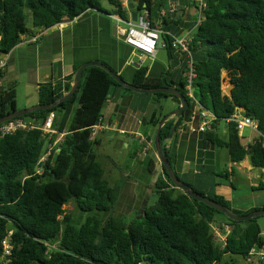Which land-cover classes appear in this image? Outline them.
<instances>
[{
	"label": "trees",
	"instance_id": "16d2710c",
	"mask_svg": "<svg viewBox=\"0 0 264 264\" xmlns=\"http://www.w3.org/2000/svg\"><path fill=\"white\" fill-rule=\"evenodd\" d=\"M106 1L115 16L126 20L129 10L121 0ZM161 8V0H140L136 11H146L150 20L157 19ZM91 9L102 11L100 0H0V55H8L33 30H47ZM25 11L30 12L31 28L25 25ZM203 14L189 51L195 73L193 98L215 117L205 137L216 148H225L232 162L248 156L254 167L264 168V0H207ZM159 20V24H166L165 18ZM149 25L153 27L151 22ZM162 39L165 49L171 50L169 36L163 34ZM79 67L73 68L65 82L39 85V105L52 104L68 93ZM3 75L1 69L0 78ZM130 83L142 89L175 85L165 76L148 77L144 66L136 70ZM225 83L228 94H223ZM186 86L185 81L177 84L191 102ZM117 88L133 92L104 70L87 67L69 100L16 118L41 126L54 112L52 127L57 134H64L40 175L24 178L26 173L35 172L45 151L40 129L0 136V264H217L225 254L245 257L253 246H261L256 218L230 220L177 189L163 167L166 181L156 183V204L145 207L129 223L113 217L117 192L104 177L93 148L97 142L90 137L92 127L102 123V110ZM151 96L157 102L171 99L180 104L171 95ZM236 110L256 123L259 138L247 146L242 145L236 124L228 122ZM14 111L16 84L8 83L0 90V117ZM181 121L182 118L171 119L165 123L160 139ZM219 121L228 122L226 139L212 131ZM159 122L157 119L156 125ZM163 154L170 162L166 150ZM179 179L234 215L256 210H235L224 198ZM252 189L262 190L264 185ZM70 201L85 214L81 222L65 212L64 206ZM214 224L222 233L225 225L231 227L223 248L215 241ZM6 238L11 249L5 257L2 243Z\"/></svg>",
	"mask_w": 264,
	"mask_h": 264
},
{
	"label": "crops",
	"instance_id": "0c3cea01",
	"mask_svg": "<svg viewBox=\"0 0 264 264\" xmlns=\"http://www.w3.org/2000/svg\"><path fill=\"white\" fill-rule=\"evenodd\" d=\"M129 1L136 10L140 0ZM161 4V10L169 9L171 4L174 5V10L165 17L159 15L161 11L159 10L157 19L148 20L153 27H158L175 37L184 36L192 30L197 17L194 0H161ZM127 7L128 5L125 8ZM111 12L87 10L74 20H65L47 30H33L30 34L23 36L21 42L8 55H0V61H6L3 68L4 76L0 78V90L8 83L16 84V110L38 106L39 85L54 81L65 82L75 66H81L86 62H103L125 81L133 80L137 70L135 63L138 61L139 54L123 42L118 33V25L123 23L115 20L113 8ZM131 12V10L128 11L125 21L131 17ZM144 12L147 13L143 11L139 15ZM158 18H165L166 24H159ZM31 36L37 37L35 43L26 42ZM160 50L161 48L158 49L155 57L145 59L143 66L147 68V76L151 78L165 76L168 81L175 84L174 87L182 81L187 82L186 72L189 69L187 55L178 49L169 51L163 49L166 60L158 59ZM11 55L12 58H10ZM228 92L229 87L225 83L223 94ZM24 94H27L25 100L20 101L18 97ZM151 95L131 93L117 88L112 92L102 110L101 125L105 128L109 126L110 129L100 132L111 131L110 133L120 138L119 146L126 150H134L127 166L121 171L119 181L115 183L117 200L114 209L115 212L121 201L125 199V195L130 200V210L132 213L135 212L134 217L140 215L145 207H149L151 197L156 198L157 181H166L154 148V138L159 125H156V120L161 121L164 116L171 114L180 105L171 99L163 100L170 101V104H165L167 114L163 115L161 111L164 107L160 105L162 100L157 102ZM190 104L191 107L185 112L181 124L175 128L173 136L166 138L163 142V150L167 151L174 172L198 190L224 198L235 210L246 212L251 209H264V189H252L260 184L264 185V168L254 167L248 156L242 161L232 162L225 148H216L205 137V131L199 130L202 124L200 113L212 115L206 118L208 123L214 120V115L203 109L194 98ZM171 119L175 120V118H168L164 124ZM246 128L247 143L242 144L243 146L259 138L257 131L245 127L240 132L242 139ZM117 129L124 131L125 134L118 133ZM227 130V121H219L212 129L223 139L227 137ZM141 137L151 145V149L147 152L142 151L144 142ZM94 140L98 146L100 140L98 138ZM220 168L223 169L221 174L218 171ZM219 176L224 179L225 185L217 181ZM118 195L121 199L117 205ZM122 220L125 223L130 222H126V219ZM214 226L217 227L216 224ZM262 246H264L263 241Z\"/></svg>",
	"mask_w": 264,
	"mask_h": 264
},
{
	"label": "built area",
	"instance_id": "2783aa9c",
	"mask_svg": "<svg viewBox=\"0 0 264 264\" xmlns=\"http://www.w3.org/2000/svg\"><path fill=\"white\" fill-rule=\"evenodd\" d=\"M206 1L207 0H194L196 4L197 9V17L194 22V26L192 30L188 33H186L184 36L181 37H175L170 36L167 32H164L162 29L158 27H150L148 18L146 16V13L144 12L142 15H139L137 17V20L135 22L131 21V17L128 21H125L121 19L118 16H114L115 20L118 23L126 24L127 28L118 27V33L121 35L123 42L127 44L132 50L138 52V61L135 63V66L138 68L143 66V63L146 58H153L157 54V51L159 48L165 49L166 43L162 39V35H168L170 38V46L172 49H178L188 57V64H189V71L187 74V96L192 98V81L195 78V73L192 70V59L191 54L189 51V44L192 39V35L196 31L197 27L200 25L202 19L204 18V9L206 7ZM122 5L126 7L128 5V0H121ZM93 10V9H91ZM174 10V5L171 4L169 9H163L159 12V15L161 17H165L168 13H172ZM37 41L36 36H31L26 41L27 43H35ZM6 65V61L2 60L0 61V70L3 69ZM222 89H225V85L222 86ZM200 117L202 119V124L199 127V130L201 132L206 131L209 128V123L207 122V117H212L211 114H206L205 112L200 113ZM55 118V113L51 112L47 115L45 121L41 126H35V124L26 122L22 119H12L9 120L0 126V136L10 135L17 131H23V130H29L33 128H38L42 131L41 138L45 142V151L43 154L39 157V160L37 162L36 170L35 172H28L25 174L24 178L31 177L33 175H40L43 172V164L49 160L51 156H53V153L55 152V149L57 146L61 143V139L64 136L63 133L57 134V132L53 129V121ZM233 122L236 124V128L238 132L240 133L245 127H250L252 129L256 130V123L255 121L248 116L243 115L241 110H236L229 118L228 122ZM110 129L109 126L101 125L99 123L98 125H95L91 129V139H94L95 134L97 131H103ZM120 134H125L124 131L117 129L116 130ZM56 136V138L54 137ZM142 138V137H141ZM142 142H144V146L142 147L143 152H147L151 149V145L148 144L143 138ZM212 230L214 232V238L215 241L221 246V248L224 247L226 238L228 234L231 231V227L228 225L224 226V233L221 232V230L218 227H215L212 225ZM11 233H9L10 235ZM216 234V236H215ZM219 239V242L217 241V238ZM3 256H7L10 254V245L9 240L6 238L3 241ZM246 262L248 264H256V263H262L264 262V246H253L247 253V255L244 257Z\"/></svg>",
	"mask_w": 264,
	"mask_h": 264
},
{
	"label": "water",
	"instance_id": "95a60500",
	"mask_svg": "<svg viewBox=\"0 0 264 264\" xmlns=\"http://www.w3.org/2000/svg\"><path fill=\"white\" fill-rule=\"evenodd\" d=\"M127 8H128V10L132 11L131 12V21L135 22L137 20V17H138V12L136 10H134V6L131 3V1L128 2ZM10 58H12V55L10 56ZM9 64L10 63H8V65ZM87 67H97V68L104 70L119 85H121L125 88H128V89L132 90L133 92L142 93V94L162 93V94L174 96L179 100L180 105L178 106V108L175 111H173L171 114L166 115L161 119V121L158 125V128H157L156 134H155V138H154V148H155V151L157 153L158 159H159L162 167L166 170V173L169 176L170 180L172 181V183L174 184V186L177 189L181 190L184 194H186L190 198H193L199 202H202L205 205L209 206L210 208H213V209L217 210L218 212L223 213L225 216H227V218H229L232 221L245 222V221H249L251 219L258 218V217L264 215V209L254 210V211L250 212L249 214L243 215V216L234 215V214L230 213L227 209H225L222 205L216 203L215 201H213V200H211L205 196H201L197 192L193 191L191 189V187L188 184L182 182L179 179L178 175L174 172L173 168L171 167L170 162L165 158V156L163 154V142L165 141L166 138H171L173 136V134L175 132V126H173L171 128L170 134L164 139H160V131H161V128H162L164 122L168 118H175V119L183 118L185 112L187 110H189V108L191 107L190 102L187 100L185 95H183V91L179 87L168 86V87L157 88V89L138 88V87L132 85L130 82L125 81L123 78H121V76H119L117 74V72H113L110 68H108L104 64L97 62V61H90V62L83 63L78 68V70L75 72L74 79H73V82L71 84V88H70L68 93L64 94L58 100H56L55 102H53L52 104H49V105H38V106L31 108V109L16 110L14 112H9L8 114L0 117V124H3L9 120L16 119V118H19L21 116L30 114L32 112L51 109V108L57 106L59 103L64 102L66 100H69L74 95L75 91L78 88L82 71ZM194 91H195V88H192L191 92L194 93Z\"/></svg>",
	"mask_w": 264,
	"mask_h": 264
},
{
	"label": "rangeland",
	"instance_id": "374dc122",
	"mask_svg": "<svg viewBox=\"0 0 264 264\" xmlns=\"http://www.w3.org/2000/svg\"><path fill=\"white\" fill-rule=\"evenodd\" d=\"M100 3H101V9L103 12L112 13L111 12L112 7L107 3L106 0H100ZM25 13H26L25 25L27 28H31L32 25H31L30 12L25 11ZM113 22H114V24H117L116 21H113ZM118 26L127 28V26L125 24H120ZM157 58L158 59H164L165 58V60H166V53H165V51H163V49L160 50V53H159ZM26 96H27V94L21 95L18 97V99L20 101H24ZM161 100H162L161 104H160L161 107H164L165 104H170V101H163L165 99H161ZM156 106L159 107L158 105H156ZM18 107H20L19 104H18ZM161 113L163 115H166L167 114V108L164 107L163 111H161ZM26 120H29V119H26ZM222 124H224V123H222ZM247 131L248 130L246 128L244 131V138L241 139V143L243 145L247 143V139L245 138L248 136ZM110 132L111 131H104V133H101L100 131H97L94 138H98L100 140V144L98 146L94 145L93 148H94V152L97 155V159H98L101 167L104 170V177L108 181L109 185L111 187L115 188V183L117 181H119V178L121 176V171L124 170L125 166H127L128 162H129V157L133 155L134 150H126V149L122 148L121 146H119L118 141L120 138H117L116 134L110 133ZM218 171L221 174L223 169L220 168V170H218ZM217 181H219V183L225 185L224 179L221 178L220 176L218 177ZM124 197H125V199L122 198L124 200L121 201L120 205L115 210V212H113L112 215L115 216L116 218H120V219H124V220L126 219V222H128V221H130V219H132L134 217L133 213H135V212L132 213V210H130V208H129L130 200H128L125 195H124ZM120 199H121V197H120V195H118L117 205L119 204ZM156 201L157 200H156L155 196L151 197V199L149 201V206L155 205ZM64 210L67 214L72 216L74 220H77L79 222H81L85 218V214L81 213L77 209L74 202H72V201H70L69 203H67L64 206ZM256 221H257L259 228H260V236L262 238V241L264 242V215L256 218ZM216 226L218 227V224H216ZM214 232L215 231H213V234H214ZM215 236H216V234H215ZM216 239L219 242L218 237ZM217 264H248V263L246 262V260L243 256L228 253V254L223 255ZM256 264H264V262L256 263Z\"/></svg>",
	"mask_w": 264,
	"mask_h": 264
},
{
	"label": "clouds",
	"instance_id": "9594fccd",
	"mask_svg": "<svg viewBox=\"0 0 264 264\" xmlns=\"http://www.w3.org/2000/svg\"><path fill=\"white\" fill-rule=\"evenodd\" d=\"M139 15V14H138Z\"/></svg>",
	"mask_w": 264,
	"mask_h": 264
}]
</instances>
